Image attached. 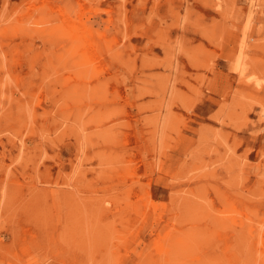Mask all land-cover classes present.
Wrapping results in <instances>:
<instances>
[{
	"label": "rangeland",
	"instance_id": "374dc122",
	"mask_svg": "<svg viewBox=\"0 0 264 264\" xmlns=\"http://www.w3.org/2000/svg\"><path fill=\"white\" fill-rule=\"evenodd\" d=\"M0 211V264H264V0H0Z\"/></svg>",
	"mask_w": 264,
	"mask_h": 264
},
{
	"label": "bare ground",
	"instance_id": "6f19581e",
	"mask_svg": "<svg viewBox=\"0 0 264 264\" xmlns=\"http://www.w3.org/2000/svg\"><path fill=\"white\" fill-rule=\"evenodd\" d=\"M256 4H257V3H256ZM42 17H43V16H42ZM48 20H49V19H48ZM34 26H35V25H34ZM37 26H39V25H37ZM38 31H39V29H38ZM31 33H32V32H31ZM33 33H34V32H33ZM43 34H44V32H43ZM47 34H48V33H47ZM54 55H55V54H54ZM47 64H48V63H47ZM48 70H49V69H48ZM53 92H54V91H53ZM53 94H54V93H52V95H53ZM48 97H49V96H48ZM45 98H46V97H45ZM46 101H47V99H46ZM48 102H49V101H48ZM82 105H83V104H82ZM84 105H85V104H84ZM86 105H87V104H86ZM78 112H79V111H78ZM78 112H77V114H78ZM53 113H54V112H53ZM76 116H77V115H76ZM76 116H75V117H76ZM74 121H75V119H74ZM43 124H44V123H43ZM108 135H109V134H108ZM30 137H31V136H30ZM45 139H46V137H45ZM80 139H81V138H80ZM43 140H44V138H43ZM81 140H82V139H81ZM112 141H114V139H113ZM43 143H46V142L43 141ZM111 143H113V142H111ZM39 145H40V144H39ZM79 145H80V144H79ZM40 146H41V145H40ZM38 147H39V146H38ZM42 148H43V147H42ZM40 149H41V148H40ZM44 149H47V148L44 147ZM34 150H35V149H34ZM38 150H39V149H38ZM43 152H44V150H43ZM41 153H42V150H41ZM44 154H45V153H44ZM28 155H30V154H28ZM36 158H37V157H36ZM28 159H29V158H28ZM39 160H40V159H39ZM40 161H41V160H40ZM40 164H41V163H40ZM62 165H63V164H62ZM61 167H62V166H60V168H61ZM124 167H125V166H124ZM34 173H35V172H34ZM110 177H111V176H110ZM130 177H131V176H130ZM112 178H113V176H112ZM112 178H111V179H112ZM106 179H107V178H106ZM108 179H109V178H108ZM124 181H125V180H124ZM104 182H105V181H104ZM36 183H37V182H36ZM123 183H124V182H123ZM81 184H83V183H81ZM90 184H91V183H90ZM90 184H89V185H90ZM120 184H121V183H120ZM64 186H66V185H64ZM95 186H96V185H95ZM130 186H131V185H130ZM53 187H54V186H53ZM98 188H99V187H98ZM42 190H43V189H42ZM200 191H202V190H200ZM50 194H51V193H50ZM3 195H4V194H3ZM1 196H2V195H1ZM4 196H5V195H4ZM39 196H40V195H39ZM39 196H38V197H39ZM9 197H10V196H9ZM9 197H8V198H9ZM38 197H37V198H38ZM56 197H57V196H56ZM2 199H3V198H2ZM53 199H54V198H53ZM55 200H57V199H55ZM55 200H54V201H55ZM3 201L6 202V200H3ZM3 201H2V202H3ZM36 201H37V200H36ZM33 203H34V202H33ZM33 203H32V204H33ZM55 203H56V202H55ZM149 203H150V202H149ZM32 204H31V205H32ZM56 204H57V203H56ZM189 204H190V203H189ZM6 205H7V203H6ZM42 205H43V204H42ZM40 206H41V205H40ZM40 206H39V207H40ZM106 206H107V205H106ZM185 206H186V205H185ZM189 206H190V205H189ZM109 207H110V206H109ZM29 208H30V207H29ZM7 209H8V207H7ZM23 209H24V208H23ZM146 210H148V209H146ZM186 210H187V209H186ZM6 211H7V210H6ZM0 212H1V211H0ZM26 212H27V211H26ZM26 212H25V213H26ZM25 213H24V214H25ZM33 213H34V212H33ZM29 216H30V215H29ZM20 217H21V216H20ZM35 217H36V216H35ZM37 217H38V216H37ZM0 218H1V217H0ZM18 218H19V217H18ZM1 219H2V218H1ZM25 220H26V219H25ZM25 220H23V221H25ZM113 221H114V220H113ZM2 222H3V221H2ZM153 222H155V220H154ZM253 222H254V221H253ZM40 223H41V222H40ZM119 223H120V222H119ZM257 224H259V222H258ZM260 224H261V223H260ZM17 225H18V224H17ZM20 225H21V224H20ZM251 225H253V224H251ZM255 225H256V224H255ZM113 226H114V224H113ZM262 226H263V224H262ZM20 228H21V226H20ZM69 228H70V227H69ZM102 229H103V228H102ZM17 230H18V229H17ZM19 231H21V230H19ZM199 233H200V232H199ZM193 234H194V233H193ZM190 235H191V234H190ZM20 236H21V235H20ZM1 237H3V236H1ZM1 239H2V238H1ZM114 240H115V239H114ZM23 242H24V241H23ZM111 242H112V240H111ZM4 244H5V243H4ZM24 244H25V243H24ZM97 245H98V243H97ZM22 246H23V245H22V243H21V247H22ZM94 246H95V245H94ZM125 255H126V254H125ZM113 256H114V255H113ZM84 257H85V256H84ZM86 257H87V256H86ZM105 258H106V257H105ZM58 259H59V258H58ZM104 260H105V259H104ZM110 260H111V259H110ZM220 263H221V262H220ZM213 264H214V263H213Z\"/></svg>",
	"mask_w": 264,
	"mask_h": 264
}]
</instances>
